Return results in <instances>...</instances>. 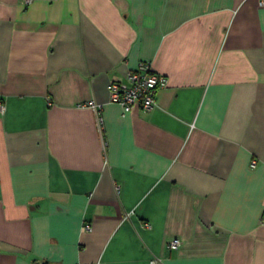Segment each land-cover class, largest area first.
<instances>
[{
  "label": "crops",
  "instance_id": "obj_1",
  "mask_svg": "<svg viewBox=\"0 0 264 264\" xmlns=\"http://www.w3.org/2000/svg\"><path fill=\"white\" fill-rule=\"evenodd\" d=\"M0 92V264H264L261 0H0Z\"/></svg>",
  "mask_w": 264,
  "mask_h": 264
},
{
  "label": "built area",
  "instance_id": "obj_2",
  "mask_svg": "<svg viewBox=\"0 0 264 264\" xmlns=\"http://www.w3.org/2000/svg\"><path fill=\"white\" fill-rule=\"evenodd\" d=\"M264 4V0H261ZM169 83L167 75L159 73L149 61H141L135 70H130L125 78L112 80L109 85L110 101L118 103L123 108V112L128 113L135 107L143 111H150L157 106L158 91L166 87ZM49 102H51L49 100ZM80 107H89L96 113V125L100 131L103 130L104 117L102 105L95 100L79 103ZM6 110L4 98L0 92V114ZM256 165V160L252 161V166ZM264 222V217H263ZM145 225H148L147 223ZM86 230L91 229V224L84 226ZM181 245L180 238H173L168 243L171 250L178 249ZM155 262V261H154ZM87 264V263H78ZM89 264V263H88Z\"/></svg>",
  "mask_w": 264,
  "mask_h": 264
}]
</instances>
